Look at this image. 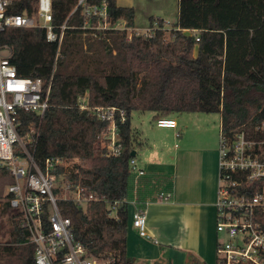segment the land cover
<instances>
[{
  "label": "trees",
  "instance_id": "trees-1",
  "mask_svg": "<svg viewBox=\"0 0 264 264\" xmlns=\"http://www.w3.org/2000/svg\"><path fill=\"white\" fill-rule=\"evenodd\" d=\"M9 1L10 14L36 12L38 0ZM78 2L52 0L57 33L66 24L54 73L58 47L47 41L46 31L42 30L43 37L51 51L39 50L41 41L35 47L37 54L51 56L48 62L30 57L16 62L14 57L22 55L20 36H8L6 31L0 42L11 46L18 76L48 81L53 73L49 109L42 118L21 113L20 120L26 128L37 126L38 162L59 158L68 163L57 174L65 173V181L94 197L85 209L72 200L58 202L62 215L71 220L76 240L108 264H134L127 241L135 181L147 187L136 195L140 202L155 200L152 193L170 189L161 177L132 175L136 133L131 114L149 111L154 120L183 113L220 114V132L228 137L245 133L249 139L264 140V131L258 130L264 122V0H179L172 29L165 27L163 18L152 16L150 35L132 33L129 40L127 29H84L82 9L75 11ZM89 2L107 3V22L112 26L123 21L126 28L134 27L133 7H120L117 0ZM80 97L90 109L115 106L126 111V122L119 123L120 156H109L101 146L99 136L108 123L82 110ZM260 157L264 161V150ZM2 212L13 214L9 240L0 243V264H35L34 245L19 215L7 201Z\"/></svg>",
  "mask_w": 264,
  "mask_h": 264
},
{
  "label": "built area",
  "instance_id": "built-area-1",
  "mask_svg": "<svg viewBox=\"0 0 264 264\" xmlns=\"http://www.w3.org/2000/svg\"><path fill=\"white\" fill-rule=\"evenodd\" d=\"M9 6V0H0V36L9 29H45L47 41L58 47L54 73L66 24L57 33L53 25L52 0H38L32 16L10 14ZM79 8L85 18L84 29L130 30L123 21L115 26L107 22L106 2L90 4L89 0H79L75 11ZM150 33L151 28L144 34L148 36ZM12 54L11 46L0 42V167L12 177L6 201L29 233L35 249V264H108V261L94 257L83 243L76 240L71 220L62 215L58 206L60 200H72L85 209L94 197L85 195L81 187L65 181V173L57 174L60 167L67 168L68 163L59 158L38 162L35 156L39 141L37 126L30 124L26 128L20 120L21 113L37 114L42 118L49 109L53 73L48 81L20 77L11 62ZM86 101L85 97H80V108L92 111L98 119L108 123L107 129L99 136L101 146L109 156H120L119 123L126 122V111L115 106L90 109ZM156 125L177 128V122L169 117L157 119ZM258 130L264 131V122ZM263 150L264 140L249 139L245 133L230 138L220 132L215 206L216 230L224 238L217 241L216 264H264V161L260 157ZM130 169L136 178L146 177L136 157L130 160ZM146 189L136 180L129 204L136 207L132 227L140 237L150 238L145 209L153 200L140 202L136 196L138 191ZM158 192L152 193L156 201L171 199V192Z\"/></svg>",
  "mask_w": 264,
  "mask_h": 264
},
{
  "label": "crops",
  "instance_id": "crops-1",
  "mask_svg": "<svg viewBox=\"0 0 264 264\" xmlns=\"http://www.w3.org/2000/svg\"><path fill=\"white\" fill-rule=\"evenodd\" d=\"M143 1L145 4L140 0H117L120 7L135 8L130 35L145 33L150 28V18L147 24L137 18L139 6L145 8L148 16L153 10L175 13L178 21L179 0ZM216 115L183 113L180 120L172 115L169 118L177 122L176 129L160 128L154 120L153 128L174 131L172 137L146 134L143 140L136 138L134 151L138 166L147 178L161 177L167 181L166 188L172 196L169 201L153 200L147 204L150 238L140 237L130 225L127 253L134 264H216L219 141L217 145L216 140L207 142L203 134L189 133L197 126L217 124ZM219 122L221 131V116ZM129 209L132 220L136 207L130 203Z\"/></svg>",
  "mask_w": 264,
  "mask_h": 264
},
{
  "label": "rangeland",
  "instance_id": "rangeland-1",
  "mask_svg": "<svg viewBox=\"0 0 264 264\" xmlns=\"http://www.w3.org/2000/svg\"><path fill=\"white\" fill-rule=\"evenodd\" d=\"M140 3L145 4V1L140 0ZM139 8L140 6L136 7V12L137 11L139 12L137 14V18H139L141 23L147 24V22L149 21V18L152 16L163 17L165 24H166L165 27L168 29H172L177 23V18H176L175 13L167 14L165 12L161 13L159 10H153L150 16H148L147 13H145V8L143 9L142 8L139 9ZM43 24L44 23L41 22V25ZM40 29L41 30H36V31L34 30H21V31H15V32L11 30L7 31L8 36H13V37L20 36L22 38L21 39V42H22L21 54L22 55L14 57V60L16 62L21 63V62L28 61L29 57L34 58V59L37 58L38 60L45 61V62L50 61L51 56L48 55V57H43V52L37 54V51L39 48L37 49L35 47V43H38L39 41L42 42L40 45L37 44L40 47L39 50L43 51L48 48V50L51 51V46L46 43L43 37L42 30L45 31V29H42V28ZM130 33L131 32L128 31L129 35ZM142 33L144 34V32ZM174 117L180 120V114H176L174 115ZM216 117H217V124L210 123L208 126H205V125L197 126L198 128L196 127V129H194L195 131L191 130L189 133L193 136L203 134L207 142L211 143V141L215 142L216 140V143L218 145V141L220 138V122H219L220 115L217 114ZM153 123H154V116L152 112L135 111L131 114V126H132L133 131L136 133L137 139L143 140L144 139L143 135H146V134H150L156 137H158V135L164 136L166 138L172 137V133H174V131L172 132H167L166 130L161 131L158 128H156V126L153 128L152 127ZM179 129H181L180 126H179ZM157 131H161V132H157ZM191 141L194 142L196 140L191 139ZM138 150H140V148H138ZM11 182H12V177L9 174L4 175L2 170H0V243H5L9 240V237H10L9 229L12 227L11 215L13 213L9 212L5 214L2 212L3 204L6 202L7 189H8V186L11 184ZM221 238H224L223 235L218 234V239H221Z\"/></svg>",
  "mask_w": 264,
  "mask_h": 264
},
{
  "label": "water",
  "instance_id": "water-1",
  "mask_svg": "<svg viewBox=\"0 0 264 264\" xmlns=\"http://www.w3.org/2000/svg\"><path fill=\"white\" fill-rule=\"evenodd\" d=\"M136 156V153L135 152H133V157H135Z\"/></svg>",
  "mask_w": 264,
  "mask_h": 264
}]
</instances>
